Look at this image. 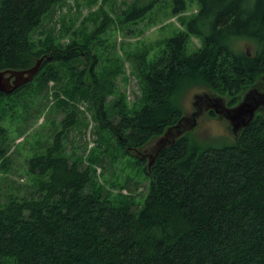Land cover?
Segmentation results:
<instances>
[{"label": "trees", "instance_id": "trees-1", "mask_svg": "<svg viewBox=\"0 0 264 264\" xmlns=\"http://www.w3.org/2000/svg\"><path fill=\"white\" fill-rule=\"evenodd\" d=\"M65 1L0 0V71L27 69L44 57L31 82L0 93V162L40 118L44 123L25 160L33 184L0 202V264H264V112L233 143L203 144L186 134L151 170L138 161L150 179L139 208L99 183L95 148L85 156L65 144L79 103L91 111L99 139L126 154L180 120L179 98L190 88H210L235 105L264 75V0H197L187 30L167 40L154 61L134 55L142 92L134 109L124 97L109 98L118 71L98 70L94 40L108 29V15L66 43L35 36ZM174 1L176 13L186 10V0ZM134 3L129 8L139 17L153 7L136 13ZM191 34L203 43L188 54ZM52 113L63 118L48 120Z\"/></svg>", "mask_w": 264, "mask_h": 264}, {"label": "rangeland", "instance_id": "rangeland-1", "mask_svg": "<svg viewBox=\"0 0 264 264\" xmlns=\"http://www.w3.org/2000/svg\"><path fill=\"white\" fill-rule=\"evenodd\" d=\"M132 3L137 5L136 13L152 3L153 7L145 16L139 17L130 9ZM186 3V10L176 13L174 0H66L45 18L35 36L39 38L54 34L56 38L66 43L85 37L103 19H106L105 15H108L110 18V24L106 22V25L109 24L108 29L94 40L97 42L94 52L100 58L98 70L100 73L109 69L118 71L115 74L114 91L109 98L115 100V98L124 97L128 107L134 109L140 105L142 96L137 76L139 62L134 55L141 56L143 62L144 58L148 63L152 62L161 54L167 40L185 32L186 23L200 9L197 0H186ZM202 43L200 37L191 34L188 38L186 52L194 53L202 46ZM239 46L243 50H252V47L243 41ZM253 87L264 90V75L260 76L255 83L245 86L239 94L238 101L247 90ZM205 93L211 96H222L227 103L230 100L228 95H220L207 87L190 88L179 98L183 115L190 116L195 110V96ZM79 108L78 124L72 127L66 136L67 152L76 150L88 156L95 148V153H99L101 159L96 167L99 183L108 192L122 191L123 194H127L136 203L134 207L139 208L141 203H144L150 179L144 174L142 165L137 162L143 161L148 168L151 158L155 155V149L159 146L167 128L162 134L152 137L142 147L130 150V153L126 154L117 149L113 140L107 144L106 139H99L102 132L99 131L91 111L87 109V104L79 103ZM261 112L264 110L258 113ZM62 118L61 113L47 115L48 120L59 121ZM42 122L43 118H40L36 126L38 129L44 124ZM34 130L30 132L26 142L22 141L24 138H19L16 143L20 141L22 143L13 147L8 156L0 162L1 203H5L11 194L21 196L33 184L35 177L29 173L25 160L31 148L35 149L32 146ZM41 131L44 132V130ZM103 134L107 135L105 132ZM186 134H190L193 139L203 144L212 145L233 143L239 137L233 132L228 120L216 113L211 115L210 111L201 114L197 125L188 129Z\"/></svg>", "mask_w": 264, "mask_h": 264}, {"label": "water", "instance_id": "water-1", "mask_svg": "<svg viewBox=\"0 0 264 264\" xmlns=\"http://www.w3.org/2000/svg\"><path fill=\"white\" fill-rule=\"evenodd\" d=\"M43 60L44 57L27 69L0 71V93H11L31 82L40 71ZM194 107L195 110L190 116L183 115L176 124L169 126L164 132L159 146L155 149V155L148 164L150 170L159 154L168 146L174 145L181 136L186 134L188 129L194 128L197 125L198 117L206 111H214L220 117L228 120L233 132L239 136L242 130L252 123L257 113L264 110V90H260L258 87L250 88L233 106H229L222 96H211L207 93L196 95Z\"/></svg>", "mask_w": 264, "mask_h": 264}]
</instances>
